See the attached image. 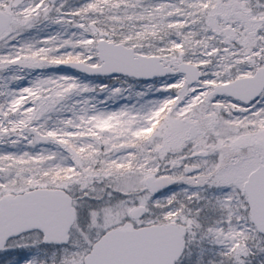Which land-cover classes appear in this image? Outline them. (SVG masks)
Instances as JSON below:
<instances>
[{
	"label": "snow or ice",
	"instance_id": "6c2138e0",
	"mask_svg": "<svg viewBox=\"0 0 264 264\" xmlns=\"http://www.w3.org/2000/svg\"><path fill=\"white\" fill-rule=\"evenodd\" d=\"M0 264H264V0H0Z\"/></svg>",
	"mask_w": 264,
	"mask_h": 264
}]
</instances>
